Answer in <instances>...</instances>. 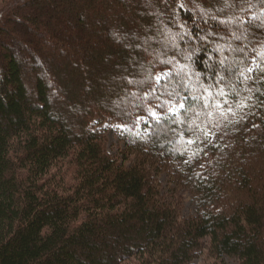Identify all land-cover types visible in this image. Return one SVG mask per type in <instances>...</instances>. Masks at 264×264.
<instances>
[{
  "label": "trees",
  "instance_id": "obj_1",
  "mask_svg": "<svg viewBox=\"0 0 264 264\" xmlns=\"http://www.w3.org/2000/svg\"><path fill=\"white\" fill-rule=\"evenodd\" d=\"M36 1L0 0V264H264V0Z\"/></svg>",
  "mask_w": 264,
  "mask_h": 264
},
{
  "label": "rangeland",
  "instance_id": "obj_2",
  "mask_svg": "<svg viewBox=\"0 0 264 264\" xmlns=\"http://www.w3.org/2000/svg\"><path fill=\"white\" fill-rule=\"evenodd\" d=\"M43 1L44 0H37L36 2H38V5H39V7H38V10H39V12H41V13H44V12H50L49 11V9H47L46 7H44V4L45 3H43ZM263 12V11H262ZM239 27H244V25H241V26H234L233 24L232 25H226V29H225V33H227V34H229L230 35V37L232 38V39H243V44L244 45H247V44H249V42H251L250 41V38L248 39V38H244V37H242L243 36V33H240L239 32ZM71 28H72V26H71ZM213 35V33L211 32H209V34H208V36H212ZM72 36V35H71ZM79 37V35L78 34H74L73 36H72V38H74V39H77ZM40 38H41V35H40ZM193 40V39H192ZM151 41H152V39H151ZM11 42H13V41H11ZM45 42H47L46 40H45ZM195 42V41H194ZM196 43V47H195V49H193L192 50V52L193 53H195V51L198 49L197 48V42H195ZM158 46V45H157ZM222 46V47H221ZM124 47L125 48H130L129 46H125L124 45ZM18 48H20V46L18 47ZM230 48H232V43H231V41H226L225 42V44L224 43H222V44H219V45H215V46H213V50H212V52L211 53H209V58H208V61L206 62V66L208 67V68H210L211 66H212V64H213V58H215V56L217 55L218 56V53H220V52H222V51H226V50H229ZM21 49V48H20ZM68 49V48H67ZM135 49H139V50H142L143 48L142 47H135ZM21 51V50H20ZM155 51V50H154ZM230 51V50H229ZM192 52H191V55H192ZM181 53H183L185 56H186V58L187 59H189V57L191 56L190 55V51L189 50H181ZM62 53H59V55H61ZM235 53H232V55H226V56H220L219 55V57H218V61L219 62H222L223 64H225L227 67H229V69H233L234 68V66L236 65V59H235V55H234ZM263 54V53H262ZM63 55V54H62ZM143 57H145V58H148L150 61L149 62H151V61H153V54H150V53H145V54H143ZM215 60V59H214ZM154 61H156V60H154ZM42 62V61H41ZM44 62H46V61H44ZM48 62V61H47ZM46 62V63H47ZM136 63V62H135ZM138 63V62H137ZM140 63V62H139ZM257 63L254 61V64H253V67L256 65ZM96 65V64H95ZM99 65H101V63H98L97 62V66H99ZM110 67H108V73H106V77H104L103 78V80H114V79H118L119 78V76H120V73L118 74L117 72L114 74V72L112 71L111 72V70L113 69L112 68V66L111 65H109ZM148 66H149V64H148ZM178 66V65H177ZM181 66H178L177 68H175V70H178L179 68H180ZM184 67H185V69L186 70H188L189 69V67H190V65L188 64V65H184ZM81 70L83 69H86V68H81V67H79ZM78 68V70H80ZM183 72H185V71H183ZM126 73H128V71L126 70ZM201 74V73H200ZM199 73H197V74H188V75H186L185 76V83L188 85V86H194V84L196 83V82H198L199 81V75H200ZM117 75V76H116ZM163 75H162V73H159V77H162ZM236 77H238V76H236ZM236 77H234V78H236ZM99 83H100V79H99V81H98ZM129 82H131V81H129ZM136 83H135V81H134V83L132 84V85H135ZM132 86L130 85V88H131ZM117 87H115V89H116ZM121 89V88H120ZM193 94V96H195V93L193 92L192 93ZM123 99V95H120L119 96V100H122ZM96 102H98L99 101V99H97V100H95ZM107 101H110L109 99L107 100ZM118 103V102H117ZM133 105V102H131V101H129V102H127V107H131ZM135 105V104H134ZM176 109H173V111H175ZM156 115L157 116H160L161 115V113L157 110L156 111ZM148 121H147V118L146 117H142L141 119H140V121H139V124H138V127H139V131H144V130H146V123H147ZM95 123H98L97 122V119L95 120ZM100 126V128L102 129V130H104L105 131V133H106V139H107V146H108V148H109V150L112 152V153H114V154H116V153H118V149H119V147L120 146H122V142L119 140V136H120V133H121V131H122V128H123V126L120 124V123H118L117 121H110V120H107V121H105V122H103L102 124H100L99 125ZM206 133H207V137L209 138V141L210 142H212V143H215V144H218V143H221V139H222V137L220 136V135H218V133L216 132V131H214V130H208V129H206ZM172 136H174V138H177L178 140H179V138H181V136H180V133H179V131H175L174 133H172L171 134ZM179 142H181V141H179ZM174 143L172 146H171V150L172 151H190V148H188V147H185L184 145H183V143L181 144V143ZM181 145H183V147H181ZM211 161V156H205V157H203L201 160H199L198 162H196L195 164H193V166H194V168H197L198 166H207L206 165V163H209ZM177 169L178 168H175L174 166H169V165H167V167H166V171H167V173L169 172V173H175L176 171H177ZM202 171H205L204 169L202 170ZM167 173H163L162 175H160L159 176V180L163 183V191L164 192H167L168 191V186H167V181H168V174ZM179 199L181 200V203H182V211H183V213L185 214V215H189V214H191V213H195V211H196V209H197V205H196V202H195V200L192 198V196L187 192V191H184V190H182V191H180V193H179ZM207 262V260L202 256V257H197V258H195L193 261H192V263L191 264H205ZM230 262V264H237L236 263V261H234V260H230L229 261Z\"/></svg>",
  "mask_w": 264,
  "mask_h": 264
},
{
  "label": "snow or ice",
  "instance_id": "obj_3",
  "mask_svg": "<svg viewBox=\"0 0 264 264\" xmlns=\"http://www.w3.org/2000/svg\"><path fill=\"white\" fill-rule=\"evenodd\" d=\"M249 71H251V69H249ZM181 107H183V105H181ZM153 115H155V113H153Z\"/></svg>",
  "mask_w": 264,
  "mask_h": 264
}]
</instances>
